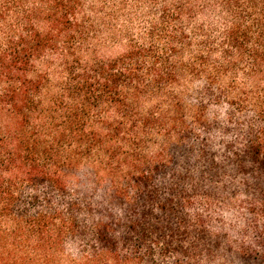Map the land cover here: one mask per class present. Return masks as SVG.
Returning a JSON list of instances; mask_svg holds the SVG:
<instances>
[{
	"label": "trees",
	"instance_id": "trees-1",
	"mask_svg": "<svg viewBox=\"0 0 264 264\" xmlns=\"http://www.w3.org/2000/svg\"><path fill=\"white\" fill-rule=\"evenodd\" d=\"M218 260L264 264V0H0V264Z\"/></svg>",
	"mask_w": 264,
	"mask_h": 264
},
{
	"label": "rangeland",
	"instance_id": "rangeland-1",
	"mask_svg": "<svg viewBox=\"0 0 264 264\" xmlns=\"http://www.w3.org/2000/svg\"><path fill=\"white\" fill-rule=\"evenodd\" d=\"M139 25H140V20L136 18L132 23L128 21V19L125 17L124 18L119 17V19L115 21V27L119 32H121V29L123 27H130L136 31L139 28ZM112 38H115V36L112 35V33L104 32V35L95 42V44L97 43L100 44L97 49V53L99 57L114 59L126 51L127 42H121V38H118V40ZM51 78L52 81H55L56 76L52 75ZM208 264H234V262H226L223 260H218V261H211Z\"/></svg>",
	"mask_w": 264,
	"mask_h": 264
}]
</instances>
